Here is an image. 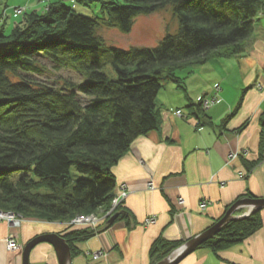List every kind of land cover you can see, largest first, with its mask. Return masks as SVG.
Masks as SVG:
<instances>
[{"label": "trees", "instance_id": "trees-1", "mask_svg": "<svg viewBox=\"0 0 264 264\" xmlns=\"http://www.w3.org/2000/svg\"><path fill=\"white\" fill-rule=\"evenodd\" d=\"M74 1L49 0L9 33L0 30V210L48 222L108 208L117 187L113 165L134 140L159 127L156 99L164 84L174 81L187 92L180 71L242 51L264 12V0H104V15L93 17ZM169 6L179 29L167 31L156 46H107L99 33L106 26L130 32L138 16ZM41 57L58 70L80 73L81 80L35 78L47 69ZM109 62L116 78L103 70ZM189 106H196L199 124L212 123L201 101ZM260 118V158L249 171L264 157V113ZM263 209L226 222L197 248L219 252L243 242L263 227ZM115 210V220H130L121 205ZM111 217L93 228L69 225L63 236L71 255L74 242L113 224ZM186 242L159 237L151 247L154 264Z\"/></svg>", "mask_w": 264, "mask_h": 264}, {"label": "crops", "instance_id": "crops-1", "mask_svg": "<svg viewBox=\"0 0 264 264\" xmlns=\"http://www.w3.org/2000/svg\"><path fill=\"white\" fill-rule=\"evenodd\" d=\"M257 18L254 35L242 51L179 73L187 92L174 81L162 87L156 99L159 127L134 140L113 165L117 185L125 182L131 190L122 205L130 220L121 217L74 242L70 264H154L151 247L159 237L188 242L210 229L236 200L264 197V157L249 171L260 158L264 113V12ZM217 83L218 100L206 109L212 123L199 124L196 106L189 105L205 95L212 98ZM240 151L243 154L230 159L231 152ZM150 181L155 189L148 186ZM201 200L208 201L206 209ZM261 214L263 227L243 242L219 252L196 248L179 264H264V209ZM149 216L157 220L145 225ZM68 226L25 217L17 229L0 219V264H23L28 241L43 233L63 234ZM12 233L19 238L15 250L8 248ZM98 251L105 254L94 258ZM30 264H60L55 246L40 242L31 251Z\"/></svg>", "mask_w": 264, "mask_h": 264}, {"label": "rangeland", "instance_id": "rangeland-1", "mask_svg": "<svg viewBox=\"0 0 264 264\" xmlns=\"http://www.w3.org/2000/svg\"><path fill=\"white\" fill-rule=\"evenodd\" d=\"M49 1V0H48ZM47 0H8V5L0 3V13L5 6V8L0 16V30L4 28L6 33H9L14 26L20 23L23 15L30 9L41 10L47 4ZM72 2L73 0H68ZM104 0H75L72 6H76L81 13H85L89 16H99L104 15L102 8ZM124 2V0H118ZM8 9V12L6 10ZM259 18L255 20L256 25ZM255 25V26H256ZM179 29V22L174 15H172L171 8H169L151 13L148 15H140L137 17L133 30L127 33L122 32L119 28L114 27H101L99 30L100 35L105 40L107 46L122 47L128 49V47L135 46H156L160 43L163 36L169 32H176ZM102 47L103 55L107 58L110 56V51L105 52ZM42 63L46 64V71L43 74L34 73V77L40 80H47L51 83L62 82L65 78H71L74 81L81 80V74L72 71L71 69L65 68L58 70L50 60L41 57ZM104 72L107 73L111 78L117 77V72L114 70L112 64L109 62L103 68ZM182 72V71H180ZM167 84V83H165ZM164 84V85H165ZM201 101V100H200ZM243 154V153H242ZM22 172H15L13 177H18ZM40 191L45 192V188H41ZM244 198V197H243ZM123 204H121L122 206ZM246 209L245 212L249 210L248 206H243ZM243 212L242 214H244ZM235 215L242 216L240 212L234 213ZM25 219V218H23ZM35 219V218H31ZM38 220V219H37ZM43 220V219H41ZM46 221V220H44ZM68 223V222H63ZM69 225V224H68ZM177 251V250H176ZM176 253V252H175ZM174 253V254H175ZM173 254V255H174Z\"/></svg>", "mask_w": 264, "mask_h": 264}, {"label": "water", "instance_id": "water-1", "mask_svg": "<svg viewBox=\"0 0 264 264\" xmlns=\"http://www.w3.org/2000/svg\"><path fill=\"white\" fill-rule=\"evenodd\" d=\"M243 206H248L249 210L242 214V216L235 215V211L242 208ZM264 208V197H244L234 202L230 209L223 215L221 220L210 226L211 228L200 233V235L195 236L190 239V241L184 243L176 249V253L172 256H169L163 260H160L158 264H179L180 260L188 256L191 252H193L197 247L201 246V244L209 239L217 233L223 224L232 219H239L248 217L253 212L259 209ZM118 214H114L110 218V222L114 223V220ZM40 242H48L55 246L57 254L59 255V263L60 264H70V260L72 258L71 255V246L67 243L63 234H58L56 232L43 233L39 236L34 237L30 241H28L23 249V264H30V254L34 247H36Z\"/></svg>", "mask_w": 264, "mask_h": 264}, {"label": "built area", "instance_id": "built-area-1", "mask_svg": "<svg viewBox=\"0 0 264 264\" xmlns=\"http://www.w3.org/2000/svg\"><path fill=\"white\" fill-rule=\"evenodd\" d=\"M220 89V83H217L215 85V90L216 93L215 95L210 98L209 96L205 95L204 97H201V102H202V108L207 109L209 108L211 105H213L214 103H216L217 99V92ZM179 114H181V112H179ZM245 152V151H244ZM243 152H231L230 154V159L232 158H236L239 155H241ZM148 186L152 189H155L154 183L153 181H150L148 183ZM131 190L128 187L127 183L123 182L119 185H117L116 187V191L115 194L113 196V200L111 205L108 208H103L100 209L99 212L97 213H92V214H82L80 216H77L73 219H71L70 222H68V224L70 226L74 225V226H82V225H86V226H91L93 227H97L99 224H101L103 222V219H105L106 217H111L114 215V212L116 211L115 209L124 203V201L126 200V198L129 196ZM185 199L184 197H179V203H184ZM208 205V201L206 200H201L200 201V206L202 207V209H206ZM24 216H22L21 214L18 213H14V212H10V211H1L0 210V219H6L12 227L14 228H19L24 219ZM156 218L155 216H149L146 218L144 224H152L156 222ZM8 248L10 250H15L20 248V244H19V238L18 235L16 233H12L10 234L9 238H8ZM105 253H103V251H98V252H94L93 257L94 258H99L101 255H104Z\"/></svg>", "mask_w": 264, "mask_h": 264}]
</instances>
